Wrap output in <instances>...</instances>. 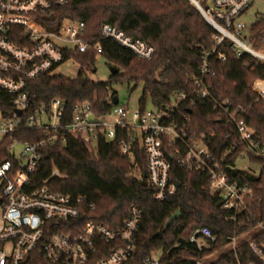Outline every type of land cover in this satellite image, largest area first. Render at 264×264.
Returning <instances> with one entry per match:
<instances>
[{
    "label": "built area",
    "instance_id": "obj_1",
    "mask_svg": "<svg viewBox=\"0 0 264 264\" xmlns=\"http://www.w3.org/2000/svg\"><path fill=\"white\" fill-rule=\"evenodd\" d=\"M71 1L0 0V145L6 144L8 153L0 160V264H124L134 260L144 215L140 206H131L122 226L114 228L89 217L88 206L94 209L95 204H88L86 197L58 192L39 179L41 149L65 142L69 136L91 146L100 139H117L122 155L133 154L136 145L140 146L146 154L147 183L160 201L176 193L180 186L174 166L206 174L212 193L230 212L226 219L236 221L254 196V188L229 176L208 136L192 132L188 116L180 117L178 111L185 103L193 106L195 99L211 102L239 135L238 142H233L225 155L237 152L238 165L240 160H247L252 171H262L264 144L247 123L244 109L234 107L229 99H217L208 79L216 74L211 56L222 62L228 59L223 50L226 42L238 58L249 55L253 69L264 66V35L257 37L252 26L241 20L255 0H210L207 5L191 0L216 30L214 46L203 57L200 75L191 77L195 91L191 95L174 93L168 102L151 107L140 104L130 109L119 102L105 114L96 113L87 101L76 103L72 110L61 98L39 104L37 94L30 90V84L39 77L55 75L60 65L75 61L69 53L91 49L97 51V57L103 53L99 41L84 37V21L66 19L59 27L46 24L53 19L51 13L56 6ZM101 34L146 60L156 52L154 45L110 23L102 26ZM253 89L264 99V76L254 80ZM27 131L43 134L28 140L24 137ZM251 156L261 163H254ZM60 175L56 169L52 173ZM252 230L255 231L248 239L241 240ZM252 230L241 236L228 235L227 251H235L249 241L264 264V239L252 240L258 231L264 232V222ZM217 238L207 225L191 235L199 249L211 247ZM209 256L199 258L196 264H210L206 260ZM144 262L167 264L153 253Z\"/></svg>",
    "mask_w": 264,
    "mask_h": 264
},
{
    "label": "trees",
    "instance_id": "obj_2",
    "mask_svg": "<svg viewBox=\"0 0 264 264\" xmlns=\"http://www.w3.org/2000/svg\"><path fill=\"white\" fill-rule=\"evenodd\" d=\"M209 1L202 0V4L207 5ZM51 15L53 19L46 23L50 27H59L66 19L84 21V37L99 41L103 48L101 55L110 66L119 67V71L111 73L107 80H94L97 51L71 52L69 57L80 64L76 77L43 75L30 84V90L37 94L39 104L61 98L72 110L76 103L87 101L98 114L108 113L116 105L113 101L117 96L116 85L133 84L136 88L143 83L140 99L143 107L148 101L153 105L166 103L177 92L191 95L196 89L191 77L200 75L203 57L213 48L216 34L190 0H98L97 6L92 0H72L56 6ZM106 23L154 45V56L150 60L140 58L129 48L104 37L101 28ZM252 30L259 38L264 35V16H259ZM223 50L228 54L226 61H219L215 56L210 58L216 70L215 75L208 77L213 84L212 92L217 99H229L234 107H242L247 123L264 144V99L253 89L254 80L264 76V66L253 69L250 56L238 58L228 42ZM195 100L193 106L183 104L178 116H188L190 130L208 136L222 168L232 179L248 182L254 188V196L248 199L247 208L238 214L236 221L226 219L230 212L222 208L220 197L212 193L206 174L180 166H174L180 183L176 193L165 200L155 199L154 190L146 180V154L138 145L133 154L122 155L117 139H100L91 146L69 136L65 142L45 146L40 151L39 179L58 192L83 196L88 204L94 203V209L89 206L87 209L90 218L118 228L131 206L143 209L135 258L124 264H145V257L152 253L160 255L167 264H196L199 258L225 247L228 235L241 236L264 222V165L257 173L238 165L237 152L225 155L233 142H238V132L222 113L212 108L211 102ZM42 134L27 131L24 137L34 140ZM6 156L7 145L2 144L0 160ZM251 159L261 163L256 157ZM55 169L60 176H52ZM179 209L182 216L165 229L168 219ZM204 225L218 238L211 247L199 249L191 241V235ZM257 234L252 240L264 239V232ZM250 263L263 264L246 241L235 251L222 252L210 264Z\"/></svg>",
    "mask_w": 264,
    "mask_h": 264
},
{
    "label": "rangeland",
    "instance_id": "obj_3",
    "mask_svg": "<svg viewBox=\"0 0 264 264\" xmlns=\"http://www.w3.org/2000/svg\"><path fill=\"white\" fill-rule=\"evenodd\" d=\"M191 1V0H190ZM202 3V0H199ZM194 5L195 3L191 1ZM92 4L97 6L98 0H92ZM196 6V5H195ZM197 7V6H196ZM198 8V7H197ZM259 16H264V0H255L252 6L243 14L241 20L251 27L257 21ZM97 72L92 74L94 80H107L111 74L110 64L105 56L99 55L97 57ZM80 66L73 60H69L60 65L54 74H64L70 77H76L79 73ZM115 90L120 100V104L127 105L130 109H135L140 106V99L144 91V84L140 83L136 88L134 85H116ZM148 106H152V103L148 101ZM3 140V135L0 133V142ZM239 165L245 168H250L249 161L240 160ZM255 230L249 231L241 237V240L248 239ZM229 250V246L223 247L220 250L211 254L206 260L211 261L218 257L222 252Z\"/></svg>",
    "mask_w": 264,
    "mask_h": 264
},
{
    "label": "water",
    "instance_id": "obj_4",
    "mask_svg": "<svg viewBox=\"0 0 264 264\" xmlns=\"http://www.w3.org/2000/svg\"><path fill=\"white\" fill-rule=\"evenodd\" d=\"M110 70H111V73L114 74V73L119 71V67L111 65ZM113 101L115 104H118L120 102L118 96H115ZM144 183H146V182L144 181ZM181 216H182V211L180 209L177 210L176 212H174L172 214V216L168 219L166 226H165V229H167L173 223L174 220L178 219Z\"/></svg>",
    "mask_w": 264,
    "mask_h": 264
}]
</instances>
